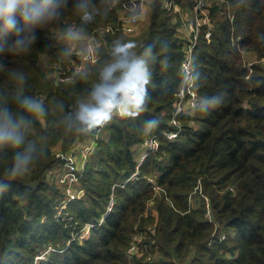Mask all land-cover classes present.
Instances as JSON below:
<instances>
[{
	"label": "trees",
	"instance_id": "16d2710c",
	"mask_svg": "<svg viewBox=\"0 0 264 264\" xmlns=\"http://www.w3.org/2000/svg\"><path fill=\"white\" fill-rule=\"evenodd\" d=\"M228 1L233 21L213 5L210 42L202 34L195 46L198 103L180 116L178 139L161 136L159 149L121 186L135 170L131 148L172 129L167 112L182 74L180 21L173 22L178 14L166 10L163 0H151L148 24L135 37L118 27V10L110 0H53L49 17L36 26L21 20L18 32H5L0 22V109L23 118L21 143L0 147V264H264V66L253 65L249 74L242 57L243 51L264 56V0ZM42 3L35 0L28 7ZM84 11L90 19L83 18ZM71 29L94 36L98 60L72 80L56 82L41 57L69 59L68 44L60 37ZM127 42L135 44L131 51L149 73L143 109L113 114L87 128L76 118L80 105L90 101L117 43ZM25 100L41 110H27ZM100 128L107 137L98 136ZM87 138L96 139V146L80 177L82 194L67 207L68 222L56 215L58 189L47 171L62 163L56 149L67 152ZM25 153L29 164L14 174L16 157ZM147 177L162 190L154 195ZM198 181L211 221L205 200L198 190L193 193ZM112 191V210L97 225ZM194 196L197 208H189ZM148 201L154 213L145 215ZM86 223L96 225L83 240L69 242ZM136 224L151 225L153 232L145 230L157 252L153 263L125 255ZM215 227L216 237L222 231L226 236L208 244ZM47 245L54 250L36 262Z\"/></svg>",
	"mask_w": 264,
	"mask_h": 264
},
{
	"label": "built area",
	"instance_id": "2783aa9c",
	"mask_svg": "<svg viewBox=\"0 0 264 264\" xmlns=\"http://www.w3.org/2000/svg\"><path fill=\"white\" fill-rule=\"evenodd\" d=\"M120 0H110V5L115 6ZM135 5V10L130 13H122L119 15V26L125 34L132 36L135 32H138L139 24L142 19V11L147 0H132ZM34 2V0H33ZM31 4V3H30ZM163 7L168 11H174L178 15H174L173 22L180 21V26L178 29L184 31V36L181 38L182 42V59H181V82L178 89L174 95V101L172 107L167 112L169 117L168 124L172 127L171 130L161 131L159 133L147 136L142 141L143 151L136 161V166L134 172L119 186L127 183L129 180L133 179L138 174L139 166L142 161L152 152H155L160 147V137L163 136L166 139L172 141L178 139L182 127L180 116L188 111L195 109L198 103V93L195 84V67L193 62V52L197 44L198 39L203 34L206 43L210 42L213 22L211 7L216 6L219 11L218 15L221 13L225 14L226 17L232 22L234 18V13L231 10V5L228 0H193L190 7V15H183L181 13L179 4L175 0H163ZM29 6V5H28ZM23 7V6H22ZM18 18H20L18 16ZM91 43L84 49H78L71 52L70 55L74 54L81 60L79 66L74 67V71L67 76L62 75V71H55V76L61 81H70L75 73L81 72L82 67L88 64H94L98 60V54L96 51V46L93 43V38L91 37ZM235 43L236 40H232ZM264 57V56H263ZM72 62L73 58L70 59ZM264 60V58H263ZM74 66V64H73ZM248 69L251 70V65L249 64ZM57 68V67H56ZM113 114L120 115L122 112L117 109L111 112L110 117ZM94 138H87L84 141L75 143L67 152H62L57 150L56 156L62 161V163L55 165L48 169L47 177L54 183L58 189V195L55 198L57 212L56 215L63 217L66 221H70V217L67 213V207L71 201L78 199L82 194V186L80 183V177L84 171L87 160L89 156L93 153L96 143ZM147 184L151 186L153 191L159 192L162 189L157 185L153 177L146 178ZM115 186V185H114ZM191 198V197H190ZM115 203V196L113 191L110 194L106 210L100 217L97 225L103 222L106 215L112 210ZM206 208L209 213V205L206 202ZM94 223H86L82 228L75 231L69 242L73 239L83 240L88 236L89 229L93 227ZM148 230L153 232L151 227ZM140 232V231H137ZM144 233V235H142ZM226 236V232H220L216 237L215 232L212 233L208 244L216 241H221ZM147 231H142L141 234L132 235L128 247L126 248L125 255L127 258H143L145 262L153 263L155 257H157V252L155 253L148 243ZM51 245L45 249H42L36 256L35 261L43 260L47 258L49 253L53 251Z\"/></svg>",
	"mask_w": 264,
	"mask_h": 264
},
{
	"label": "clouds",
	"instance_id": "9594fccd",
	"mask_svg": "<svg viewBox=\"0 0 264 264\" xmlns=\"http://www.w3.org/2000/svg\"><path fill=\"white\" fill-rule=\"evenodd\" d=\"M32 2L33 0H0V22L5 32L20 31L21 20L26 25H39L54 11L53 0H43L37 7H28ZM83 18L90 19L87 11H84ZM23 43L17 41L18 45ZM134 47L132 42L117 43L113 51L114 59L102 69L101 82L95 85L90 101L80 105L76 118L82 125L92 128L103 124L110 119L113 109L130 115H135L143 109L146 98L144 85L148 82L149 73L145 62L136 58L131 51ZM23 106L29 111L41 110L38 104L28 100L23 101ZM22 121V117L19 121L16 120L8 109H0V147L21 143L18 133ZM152 123L155 122H150ZM30 159L27 153L18 155L13 173L26 168Z\"/></svg>",
	"mask_w": 264,
	"mask_h": 264
},
{
	"label": "rangeland",
	"instance_id": "374dc122",
	"mask_svg": "<svg viewBox=\"0 0 264 264\" xmlns=\"http://www.w3.org/2000/svg\"><path fill=\"white\" fill-rule=\"evenodd\" d=\"M186 2H188V0H182V4H179L180 7H183L186 4ZM190 3L191 2H188L189 5H190ZM115 7L118 10V18H119V15L122 14V13H130V12H132V11L135 10V5H134V3H133L132 0H130V2H126V1H123L122 0V1L119 2V4L115 5ZM150 11H151V7H149L148 9H146L145 15H144V17H142V19L140 21L139 28H138V33L136 34V36L139 35L143 31V29H145V27L147 26L148 21H149V18H150L149 17L150 16ZM116 24L120 28V26H119V20H117V23ZM121 31L123 32L122 29H121ZM68 36H69V34L68 35L65 34L64 36H61L60 39L62 41H64V42H66V44H67V38H68ZM92 38L94 39V36H92ZM239 38L240 37H237L234 40L239 41L240 40ZM236 41H235V43H236ZM73 56H75V55H71L69 57V59H72ZM242 57H243V61H244V63H245L246 66H248L249 64L251 65V67L253 65H263L264 66V60H263L264 57H260L259 58L256 52H253V51H243L242 52ZM76 58H73L74 62H72L71 60L69 61V59L67 57L66 58H62L58 62H49V61H47V58L45 56H42L41 57V61H42V65L44 66V69L46 70V72H48L49 79H52V80H55L56 82H59L61 80L57 78V75L55 76V74H54L55 71L56 70L57 71H62V75L63 76L70 75L74 71L73 68L76 67V66H79V64H81V60L77 57V55H76ZM72 63H74V66H71ZM86 66H88V65H84L82 68L84 69ZM248 73L249 74L252 73V68H251V70L248 71ZM249 74L246 76L247 78H248ZM100 137H104V136L102 135ZM137 149H138V147H136V148L133 149V158H134V160H137V157H138L139 152H141L143 150L141 148V151H136ZM57 150L58 149H56L55 151H57ZM197 185L198 186H196L194 188V192L193 193H195L198 190L199 197L200 198H203L205 200V205H206V202H208V198L205 195L202 194L199 181H198V184ZM156 193L157 192L154 191V195ZM188 202H189V208H197V205H196V197L195 196L194 197H191V198L189 197ZM205 208H206V206H205ZM148 210L151 212V214L154 213V211H153V204H152L151 201H148V203H147L145 215H147ZM205 214H206L207 218L211 221V213H210V211L208 213V209L207 208H206ZM150 226H144V228H140L136 224L135 227H134V232H133L132 235L141 234L142 231H144L145 229H148V227H150ZM137 231H140V232H137ZM214 232H216V227L214 228ZM230 233H232V232L230 231ZM142 235H144V233ZM147 240H148V238H147ZM47 247H48V245L45 247V249ZM193 255H194V253L191 252L189 254L187 260L189 261L193 257Z\"/></svg>",
	"mask_w": 264,
	"mask_h": 264
},
{
	"label": "crops",
	"instance_id": "0c3cea01",
	"mask_svg": "<svg viewBox=\"0 0 264 264\" xmlns=\"http://www.w3.org/2000/svg\"><path fill=\"white\" fill-rule=\"evenodd\" d=\"M150 1L151 0H147V2H146L147 4L145 5V7L143 8V11H142V14H143L142 17H144L146 9L149 8L148 3ZM179 7H180V5H179ZM190 7L191 6L189 4H185L183 7H180L181 13L183 15H190ZM137 33L138 32H135L134 36H136ZM178 33H179V37L180 38H182L184 36V31L178 29ZM90 39H91L90 36L82 35L77 30H73V29L69 30V36L67 38V44H68L67 54H70L71 52H74L75 50H78V49L86 48L92 41ZM102 135L104 137H107V133H106L104 128H100L99 131H98V136H102ZM136 147H138V149L136 151H141V148L143 149V146L141 145V143L134 145L131 148L132 156H133V149L136 148ZM142 151L139 152L137 160L139 159V156L141 155ZM137 160H135V161H137Z\"/></svg>",
	"mask_w": 264,
	"mask_h": 264
}]
</instances>
